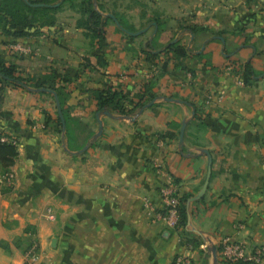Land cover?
<instances>
[{
  "label": "crops",
  "instance_id": "1",
  "mask_svg": "<svg viewBox=\"0 0 264 264\" xmlns=\"http://www.w3.org/2000/svg\"><path fill=\"white\" fill-rule=\"evenodd\" d=\"M196 1L183 0L180 10L173 0L169 10L147 15L204 19L194 23L196 35L182 32L190 43L183 38L171 53H162L171 41L165 32L156 38L155 23L144 42L148 27L132 39L114 20L93 48L77 28L80 14L66 8L39 36L0 31V42L10 43L0 45V57L31 83L47 82L53 71L68 77L56 84L65 130L54 95L41 91L47 88L3 92L0 136L18 142L19 156L11 180L0 177V264H30L34 244L44 264H173L190 251L186 235L160 217L161 189L176 180L181 197H196L209 167L203 151L212 176L205 195L187 205L190 236L201 242L191 255L213 264L212 248L225 239L249 250L264 246V76L245 85L240 74L249 62L264 73V0H218L212 9V0ZM16 44L31 46L32 58H17ZM108 89L123 91L130 116L99 112ZM144 92L154 100L135 108ZM98 114L103 134L95 139Z\"/></svg>",
  "mask_w": 264,
  "mask_h": 264
},
{
  "label": "trees",
  "instance_id": "2",
  "mask_svg": "<svg viewBox=\"0 0 264 264\" xmlns=\"http://www.w3.org/2000/svg\"><path fill=\"white\" fill-rule=\"evenodd\" d=\"M104 1L105 0H0V31L3 35L14 38L39 36L42 34L41 30L56 25L57 14L69 4L73 10L80 14L81 18L77 21V28L84 30V34L86 38L90 39V45L93 48H96L105 38L106 28L109 22L113 21L112 17L105 16L104 14L114 16L117 19V24H119L118 27L126 33L131 35L138 32V30L133 27L127 26L116 13L107 12ZM155 24L159 29V33L156 36V38H158L162 30H160L159 21H156ZM187 30L193 35H196L198 32V28H189ZM132 39H135V37L132 36ZM171 43L172 41L162 49V53L176 51L181 41L178 39V42L174 44ZM148 46L152 47L150 44ZM100 60L102 61L101 57H99V61ZM241 68V79L245 85H250L259 77L264 76V73L257 74L254 71L252 62H249ZM67 78L66 75L62 76L60 73L53 71L47 82L37 81L36 83H31L30 79L21 75L17 65L9 63L0 57V110L2 108L3 92L9 86L50 89L58 95L63 108L62 93L56 84L60 81L68 82ZM146 94L147 93L144 92L142 99L138 103H134L135 108H143L148 102L154 100V97L147 99ZM125 101H127V98L124 96L121 89H108L101 93L99 97L98 110L99 112L116 110L120 115L130 116L131 111H128L125 107ZM64 113L63 110V114ZM18 148V146L11 143H0V177L10 174L11 168L15 165V161L19 156ZM175 183L177 184L176 180ZM189 198V196H180L179 227L181 229H178V231L183 233L184 236L186 235V245L191 246L195 250L200 248L201 242L190 236L188 228L189 214L187 209ZM217 250L220 254V247ZM236 264L254 263L240 262Z\"/></svg>",
  "mask_w": 264,
  "mask_h": 264
},
{
  "label": "rangeland",
  "instance_id": "3",
  "mask_svg": "<svg viewBox=\"0 0 264 264\" xmlns=\"http://www.w3.org/2000/svg\"><path fill=\"white\" fill-rule=\"evenodd\" d=\"M171 1L173 0H116L115 2H112V0H108V2L106 3V11L107 12H112V13H116L118 16H120L125 24L127 26L133 27L136 30H140V29H144V28H149V32L146 36V38H144V42L148 40V38L151 37V34L154 32L155 28H154V23H156V21H159L160 23V30H162V32L166 33L165 36V40L167 41V43L169 41H174L178 39H180V41L182 42L183 38L185 39L184 44L188 45L190 43V37L189 35L184 36L182 34V32L184 30H187L189 28H195L197 29L198 27L194 24V23H203L202 25H204V19L203 21L198 20L195 17H193L192 15L188 14V16H184V14L182 13L183 11H180L178 13L176 12H166L167 15H176L177 18L176 19H171L169 18V16L166 15H158V17L156 15L152 16V17H147V15L149 14V11H153L155 9L158 10H169V8H171ZM193 1V0H192ZM213 1V5L208 4V8H215L214 5H217L218 0H212ZM183 0H176V3H181L180 6L178 7V9L182 10L183 9V5H182ZM197 3H201L200 0L196 1ZM192 5V10L194 7V4ZM259 5H257L258 7ZM129 8L131 9L128 12H122L123 9L125 8ZM177 7V5H176ZM64 8H66L67 10L74 11L69 4H67ZM64 8L62 9L64 11ZM175 8V7H172ZM260 9V6L257 8V11ZM209 11V9H207ZM205 10V11H207ZM66 11V10H65ZM64 11V12H65ZM171 11V10H170ZM169 13V14H168ZM194 13V10L193 12ZM158 18V19H155ZM264 21V20H262ZM254 23V29H256L257 31L260 30L256 25H257V20L253 21ZM262 27H264V24L262 25ZM253 28V27H252ZM159 30V29H158ZM221 31V30H216V32ZM203 35L198 43L197 46L194 48V51L197 52L199 51L200 47L202 46L204 40L209 36ZM184 36V37H183ZM143 42V43H144ZM8 44V45H7ZM1 46H9L10 43H3L0 42ZM17 58H24V57H28V58H32V56H25L21 54H16Z\"/></svg>",
  "mask_w": 264,
  "mask_h": 264
},
{
  "label": "built area",
  "instance_id": "4",
  "mask_svg": "<svg viewBox=\"0 0 264 264\" xmlns=\"http://www.w3.org/2000/svg\"><path fill=\"white\" fill-rule=\"evenodd\" d=\"M13 52L21 55L30 56L34 53V49L31 46L22 44H16L11 46ZM0 143H11L19 147V144L14 139H9L4 136H0ZM12 174L5 175L2 181L11 180ZM162 207L163 211L160 215L166 225L172 229H181L179 227L180 214V189L179 185L174 180L168 181L161 189ZM147 208H152L149 200L145 201ZM221 257L225 263L236 264L240 262H251L254 264L264 263V246L249 250L244 243L233 242L230 239H225L220 244ZM189 249L188 254L178 255L173 264H199L195 261L191 252L194 249L191 246H187ZM205 249L209 248L204 246ZM26 259L30 264H44L42 261L41 248L38 244H34L27 252Z\"/></svg>",
  "mask_w": 264,
  "mask_h": 264
},
{
  "label": "water",
  "instance_id": "5",
  "mask_svg": "<svg viewBox=\"0 0 264 264\" xmlns=\"http://www.w3.org/2000/svg\"><path fill=\"white\" fill-rule=\"evenodd\" d=\"M0 5H1V2H0ZM111 17L113 18V20L116 23H118L117 19L114 16L111 15ZM156 31H157V29H156ZM143 32H146V30H143L141 33H143ZM174 42H176V41H174ZM41 91H43V92L47 91V92H50V93H52L54 95L55 100H56L57 109H58V112H59V116L61 118V122H62L63 128L65 130L66 122H65V118L63 116L62 106H61L60 99H59L58 95L56 93L50 91V90H47V89H42ZM106 114L111 116L109 113H106ZM100 117H101V114H98L97 115V119H98V123H99V131H98V134L95 136V139H98L103 134V122L101 121ZM185 128H186V123L183 124L182 129H181V135H180V142L181 143H183V141H184ZM86 150H87V147H86V149L83 150V152H85ZM203 153L206 154L208 156V158H209V167H208L207 178H206L204 187L201 190V192L196 197L190 198L188 200V203H187L188 207H190L192 202L200 200L205 195V193H206V191L208 189L210 180H211L213 160H212V157H211V155H210V153L208 151H203ZM189 224H190V216H189ZM212 256H213V264H219L218 252H217V248L216 247L212 248Z\"/></svg>",
  "mask_w": 264,
  "mask_h": 264
}]
</instances>
